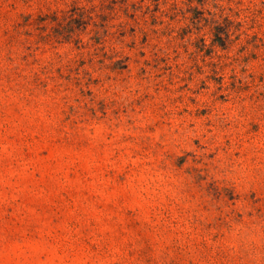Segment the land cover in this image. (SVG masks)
I'll return each mask as SVG.
<instances>
[{
    "label": "rangeland",
    "instance_id": "obj_1",
    "mask_svg": "<svg viewBox=\"0 0 264 264\" xmlns=\"http://www.w3.org/2000/svg\"><path fill=\"white\" fill-rule=\"evenodd\" d=\"M110 5L0 0V264H264V0Z\"/></svg>",
    "mask_w": 264,
    "mask_h": 264
},
{
    "label": "trees",
    "instance_id": "obj_2",
    "mask_svg": "<svg viewBox=\"0 0 264 264\" xmlns=\"http://www.w3.org/2000/svg\"><path fill=\"white\" fill-rule=\"evenodd\" d=\"M92 1V0H90ZM118 1H120L124 6H126L127 10H129V2L130 0H100V3H94L92 2L91 5L83 4L81 0H73V6L71 9L66 10L63 12L62 17L58 15L57 12H55V21L56 25L59 27L66 25L69 26L70 31H74V23H77L78 25L85 24L86 26L89 24L90 21H95V17H101L103 20V26H106L105 22H108L109 14L107 13V9L114 10L115 7L113 5H110V3L115 4ZM155 4L157 5L158 11L161 10L160 4L164 2L165 0H154ZM107 2H109L107 4ZM202 9L196 6L198 11L201 13V16H195L192 20L193 24L196 25L198 28H201L202 25H209L212 28L213 34L215 35L213 38L214 44H219L222 47L226 48L227 43L231 42L232 40V25L236 22L230 15L223 16V19L221 21L220 18L217 17L216 12L209 13L211 16H207L205 14V2L201 3ZM148 8L150 5H147ZM173 6L175 8L179 7V3L175 2L173 3ZM101 11L99 13L98 11ZM128 15L131 17H134L137 15L136 12L133 14L130 13V11H127ZM96 15V16H95ZM222 17V15H221ZM237 23L240 26H244L245 24L243 21H237ZM96 42L98 44H102V38L98 36ZM123 60H117V62H122ZM124 66H119L120 68L128 67V64H123Z\"/></svg>",
    "mask_w": 264,
    "mask_h": 264
}]
</instances>
